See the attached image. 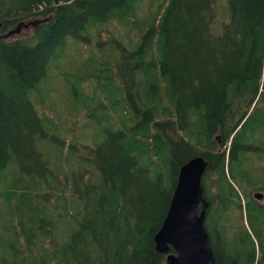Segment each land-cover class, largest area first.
I'll return each mask as SVG.
<instances>
[{
	"label": "trees",
	"instance_id": "trees-1",
	"mask_svg": "<svg viewBox=\"0 0 264 264\" xmlns=\"http://www.w3.org/2000/svg\"><path fill=\"white\" fill-rule=\"evenodd\" d=\"M195 156L213 264H264V0H0V264H164Z\"/></svg>",
	"mask_w": 264,
	"mask_h": 264
},
{
	"label": "water",
	"instance_id": "water-1",
	"mask_svg": "<svg viewBox=\"0 0 264 264\" xmlns=\"http://www.w3.org/2000/svg\"><path fill=\"white\" fill-rule=\"evenodd\" d=\"M214 140L218 143L220 138L216 136ZM206 166L201 156H195L178 169L166 213L153 236L155 252L165 255L164 264L214 262L210 241L204 229L208 203L203 197L201 177ZM253 198L258 201L261 195L254 194Z\"/></svg>",
	"mask_w": 264,
	"mask_h": 264
},
{
	"label": "rangeland",
	"instance_id": "rangeland-1",
	"mask_svg": "<svg viewBox=\"0 0 264 264\" xmlns=\"http://www.w3.org/2000/svg\"><path fill=\"white\" fill-rule=\"evenodd\" d=\"M20 31V30H19ZM57 89H58V91H60V92H62L63 91V88H61V87H57ZM62 97H64V95L62 94V93H59L58 95H57V97L56 98H62ZM56 111H61L60 109H56ZM84 121L83 120H80V125H82V123H83ZM87 129V131H85L88 135H90V133L92 132V129H93V127H91V129L90 128H86ZM175 136V135H174ZM213 141H214V143H215V150H216V152H220L222 149H223V147H221V142H220V140H219V142L218 143H216V141L213 139ZM217 147H219V151H217ZM259 191H253V193L252 194H254V193H258Z\"/></svg>",
	"mask_w": 264,
	"mask_h": 264
},
{
	"label": "bare ground",
	"instance_id": "bare-ground-1",
	"mask_svg": "<svg viewBox=\"0 0 264 264\" xmlns=\"http://www.w3.org/2000/svg\"><path fill=\"white\" fill-rule=\"evenodd\" d=\"M57 1V0H56ZM216 136H218L219 138H220V136L219 135H216Z\"/></svg>",
	"mask_w": 264,
	"mask_h": 264
}]
</instances>
